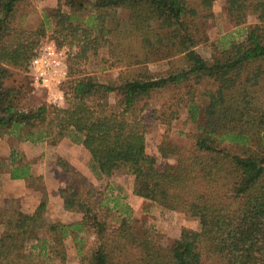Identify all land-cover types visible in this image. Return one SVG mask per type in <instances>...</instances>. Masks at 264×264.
Segmentation results:
<instances>
[{
    "label": "trees",
    "instance_id": "16d2710c",
    "mask_svg": "<svg viewBox=\"0 0 264 264\" xmlns=\"http://www.w3.org/2000/svg\"><path fill=\"white\" fill-rule=\"evenodd\" d=\"M21 1L0 0V139L50 147L69 140L87 151L98 179L130 176L135 197L195 219L198 229L162 244L132 217L120 185L87 188L62 158L56 163L68 181L60 199L78 219L49 227L43 178L13 152L10 178L41 197L32 213L10 202L0 209V264H65L68 240L79 245L80 264H264V0H226L229 24L250 15L256 23L210 59L197 47L208 41L217 0H62V10H41L35 28L18 22ZM46 38L68 49L63 106L35 105L27 85L7 84L11 70L26 72ZM91 58L103 71L120 70L116 80L82 69ZM202 81L213 89L192 90ZM182 86L183 97L152 117L169 126L183 109L194 130L187 142L165 133L151 155L142 125L147 102ZM85 237L93 240L86 251Z\"/></svg>",
    "mask_w": 264,
    "mask_h": 264
},
{
    "label": "rangeland",
    "instance_id": "374dc122",
    "mask_svg": "<svg viewBox=\"0 0 264 264\" xmlns=\"http://www.w3.org/2000/svg\"><path fill=\"white\" fill-rule=\"evenodd\" d=\"M226 0H217L214 4L213 11L214 17L210 20L206 33L208 36V41L201 43L197 47V51L206 59H210L213 52L216 48H222L227 46L229 42H238L244 39L247 28L256 23L254 16H248L246 22L240 26H233L228 23L225 15ZM44 8H57L62 10V0H22L18 5V22L26 28H35L40 23V13ZM48 38V37H47ZM44 40H48V39ZM43 40V41H44ZM42 42V41H41ZM99 60L90 59L88 62L82 64V69L86 72L95 71L102 81H113L116 80L120 74L118 69H110L108 71H103L99 67ZM154 68V65L150 66ZM12 76L8 80V85H27L30 89L29 98L31 102L35 105L47 104L45 101V93L39 88H34L30 85V77L25 71L20 70H11ZM212 83L209 81H202L198 86H192V90L197 93L212 90ZM188 91L187 86H182L179 88L170 87L168 89L162 90L152 95L148 100V107L144 110V120L142 122L146 139H147V151L148 153L157 152V145L162 140L165 133H167L168 138L171 141L175 142H187L189 135L193 130L194 126L186 123V113L182 109L180 110V115L177 120L171 122L169 126L163 125L160 122L156 121L152 117L153 110H163L170 108L173 105L174 101ZM115 101V99H111ZM187 138V139H186ZM69 141V140H68ZM70 142V141H69ZM22 145H15V150L27 164H31L38 167V163L41 158L48 157L53 163L57 154L50 150H43L44 144L39 143L35 146L25 145L26 142H20ZM71 143V142H70ZM73 144V143H72ZM75 145V144H74ZM4 146V148H3ZM79 149L78 152L71 154V158L74 161V164L79 168L84 177L86 178V187L87 188H96L103 189L104 185L108 182L112 185H120L123 188V191L127 196V203L132 209V217L135 218L140 226L145 228L151 227L152 230L156 233L157 240L164 245L170 244L174 239L179 238L182 235L183 229L197 230L198 223L195 219L185 217L179 213H172L167 211H162L159 208L152 205L150 202L145 201L141 198L135 197L132 194V177L115 175L109 181H102L98 179L95 174L91 171L90 160L87 158L86 154L83 152L82 148L79 145H76ZM4 149L3 152H7V145L4 143L0 145ZM34 149V150H32ZM63 153L65 149L62 148ZM41 151V152H40ZM39 153H43L40 155ZM165 161L159 159V165H163ZM47 179L49 184L56 185L54 183H59L61 186L66 185L68 181V175L62 173L61 171H50L47 172ZM23 192V191H22ZM41 191L34 189L32 193L30 192L27 195L23 196V200L18 202L16 200L9 201L12 203L13 208L16 209H30L31 204L35 202V197L40 196ZM24 193V192H23ZM36 195V196H35ZM12 199H16L15 197ZM9 202L7 204H9ZM46 223L49 227L53 226L57 221L62 222H72L75 219V215L64 212L59 209L55 203H52V208L45 215ZM64 222V223H65ZM84 240V251L87 247L90 246V243L93 241L91 237H85ZM68 256L65 264H80L79 255L77 253L78 246L73 241L68 240L67 243Z\"/></svg>",
    "mask_w": 264,
    "mask_h": 264
},
{
    "label": "crops",
    "instance_id": "0c3cea01",
    "mask_svg": "<svg viewBox=\"0 0 264 264\" xmlns=\"http://www.w3.org/2000/svg\"><path fill=\"white\" fill-rule=\"evenodd\" d=\"M45 100H46V96H45ZM4 143L7 145V152H3L4 146L0 150V209L5 207L7 205V203L11 200H16L18 202H21L24 199L23 198L24 195L28 196V194L30 192L32 193V191L34 190V188H28L26 185V182L24 180H13L10 178L11 169L14 165L10 159L11 153L16 152L15 151V150H17L15 147L16 144L19 146H21L22 144L16 142L15 140H13L11 138L0 139V145H2ZM43 144H44L43 150H50L52 152H55V154H57L53 163L50 161V159L48 157L44 156L43 158H41V160L38 163L39 168L36 169L35 166H33L31 164H28V167H29V173L31 176H33V177H39L40 176L43 178L44 188H45V191L47 194V200H48L47 201V212L45 214V215H47L48 212L50 211V209L52 208L53 202L55 203L56 206H58L59 209L64 211L59 193H60V190L63 189L66 185L61 186L59 183H54L56 185H51V184H49L50 182L47 179V172L60 171V168L58 167V165L56 163L58 158H62L65 161H67L68 163H70L81 174H83V172L75 166L73 159L70 157L72 153L73 154L75 153V151H76V153L78 152L79 149H76V148H78L76 145L70 143L66 139L62 140L55 147H50L46 143H43ZM26 145H28L29 147L35 146V145L27 143V142L25 143V145L23 144V146H25V147H26ZM79 147L82 148V150L86 154L87 158H89V154L87 153V151L82 146L79 145ZM62 148L65 149V153H63ZM32 150H34V149H32ZM39 154L42 155L43 153H39ZM149 154L157 156V152L149 153ZM40 194H41V192H40ZM14 197L16 199H12ZM40 197H41V195L40 196L37 195L35 197V202L33 204H31L30 209H22V208L17 207L15 210L22 211L25 213H32L34 211L35 206L38 203ZM64 212L69 213L67 211H64ZM69 214H73V213H69ZM73 215H75L74 220H77L78 215H76V214H73ZM65 223H69V222H65ZM1 231H2V225L0 224V233H1Z\"/></svg>",
    "mask_w": 264,
    "mask_h": 264
},
{
    "label": "built area",
    "instance_id": "2783aa9c",
    "mask_svg": "<svg viewBox=\"0 0 264 264\" xmlns=\"http://www.w3.org/2000/svg\"><path fill=\"white\" fill-rule=\"evenodd\" d=\"M67 52V47L58 48L53 42L44 40L27 63L26 73L34 88L44 91L47 104H64L70 80Z\"/></svg>",
    "mask_w": 264,
    "mask_h": 264
}]
</instances>
